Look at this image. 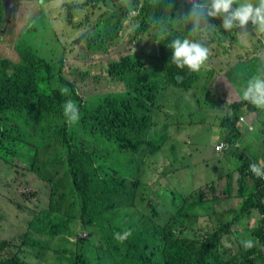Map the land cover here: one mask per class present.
I'll return each instance as SVG.
<instances>
[{
  "label": "trees",
  "instance_id": "1",
  "mask_svg": "<svg viewBox=\"0 0 264 264\" xmlns=\"http://www.w3.org/2000/svg\"><path fill=\"white\" fill-rule=\"evenodd\" d=\"M40 2L35 0L38 6ZM210 3L211 0H160L155 3L144 0L141 4L140 0H134L132 6H118L117 3L113 6L107 2V9L97 13L96 19L100 21L92 26L94 15L88 17L86 11L80 22L85 31L81 47L89 58L77 69H85V76H110L124 82L123 90L117 87L102 93L104 96L97 103H88L81 95L76 81L69 77L74 67L68 66L71 70L67 73L64 59L49 60L30 47H22L21 42L17 47L20 61L0 58V160L8 152L13 153V160L15 148L24 147L30 152L28 164L17 159L13 163L29 168L45 180L50 194L49 208L35 212L28 222L27 232L20 239L0 241V264H37L29 260V255L35 253L42 257L48 245L42 237H33V232L48 234L52 239L62 236L67 246H59L56 250L59 255H69L70 261L66 264H264V181L249 168L252 163L261 164L259 160L253 159L238 167L241 175L237 183L247 193L248 177H253L254 190L248 196L253 201L243 209L261 213L260 226L253 236L260 242V248L253 246L248 252L242 249L238 257L231 256L225 246L226 236L242 237L240 230L233 231L241 217L234 216L216 230H208L201 236L197 234L200 230L195 224L206 215L211 222L214 206L222 199L219 196L211 198L217 183L224 180L223 188L218 191L231 193L233 170L219 177L217 182L206 183L211 191L206 197L203 190L198 199L196 193L179 194L171 190L172 194H178L173 198L175 210L167 220L160 217L151 203V220L155 225L133 214L144 183L142 165H150L144 160L146 156H164L163 168L156 173L152 184L159 190L169 182L160 184L159 180L187 170V157L193 156L190 149L184 152L177 149V144H188L192 140L190 135L178 140L170 149H164L170 142L168 135L162 131L155 134L153 129L157 131L160 127L157 120L168 88L192 92L203 86V71L210 69L205 64L198 72H191L187 67L178 68L172 61V49L168 45L176 38H188L203 44L218 58L220 50L231 58L239 43L241 28L225 30L222 18L206 17ZM22 4L23 0H0L2 35L6 34ZM89 5L90 0L66 5L69 23H76V10H88ZM194 5L205 6L198 17L200 28L196 32H193L196 18L189 15ZM7 7L12 8L10 17ZM246 27L252 31L246 36L263 33L251 22ZM121 44L128 45V52L109 60L111 50ZM222 44L225 46L219 47ZM262 48L252 54L264 53ZM96 64L101 66L93 75L90 72ZM178 76L181 79L178 80ZM64 87L68 88L66 94L61 93ZM70 100L76 103L78 110L75 122L70 120L71 113L64 114V106ZM263 111L245 100L224 106L222 116L215 122L222 128V136L213 142V150L224 157L241 155L238 143L243 135L240 129L244 127V115ZM176 123L189 128L201 126V131L195 133L203 132L204 122ZM83 135L106 139V149L99 153L88 148L80 139ZM216 145L226 147L220 150ZM110 150L127 157L135 169L125 173L112 165ZM228 178L229 186H225ZM37 195V192L22 194L27 200ZM157 217L164 222L156 224ZM188 219L192 220V225ZM125 230H130L132 235L121 243L115 239V234ZM186 233L195 234V238H186ZM220 248L224 249L223 253L219 252Z\"/></svg>",
  "mask_w": 264,
  "mask_h": 264
},
{
  "label": "rangeland",
  "instance_id": "2",
  "mask_svg": "<svg viewBox=\"0 0 264 264\" xmlns=\"http://www.w3.org/2000/svg\"><path fill=\"white\" fill-rule=\"evenodd\" d=\"M80 0H41L40 5L35 3V0H23V4L19 7L16 15L12 17V22L9 24L6 34L2 35L0 32V58L7 57L11 60L20 61V53L17 49L21 42L22 47H30L37 51L39 55L49 59L59 61L64 59L67 64L68 70H71L68 66L74 67L69 77L76 81L77 87L81 95L86 98L88 103H97L104 96L102 93H108L114 91L117 87L123 90L124 82H120L117 78L110 76L92 77L85 76V69L78 70L77 68L82 66L81 62L89 58V54L81 47L84 41L83 26L80 24L81 20L87 11L88 17L94 15L91 22V26L100 21L97 18V13L102 9H107L105 4L114 6L115 3L120 6L126 4L132 6L134 0H90L89 9L82 11L76 10V23L73 25L69 23L65 12V6L68 4L79 3ZM144 0H140L143 4ZM150 2H160V0H150ZM242 0H238V3ZM254 4L258 3V0H252ZM233 5V8L238 6ZM118 11V7H117ZM42 13L40 16H38ZM135 15V14H133ZM132 15V16H133ZM111 17V14H109ZM121 24H123L121 22ZM127 24H131L128 21ZM90 26V27H91ZM258 28V26H257ZM253 30V29H252ZM264 33V31H262ZM252 33L251 29L245 27L239 34V43L236 45V52L243 58L249 57L250 63L253 66L250 68L256 69L257 66L253 62L252 51L257 50L261 46L264 49V35L259 33L257 36H246V34ZM202 36V35H201ZM198 36V38H201ZM160 40L161 37H154ZM202 39V38H201ZM253 42H252V41ZM77 42V45L75 44ZM225 44L220 45L223 47ZM128 52V45L121 44L119 48L112 49L111 54L108 56L109 60L118 59L120 55ZM220 58L215 62L213 68L208 66V69L203 71L204 77L202 84L192 92H184L181 90H175L171 87L168 88V92L163 99V107L159 111L158 125L160 126L157 131L153 129V133L162 131L169 137V143L165 145V148L170 149L172 145H176L177 141H181L186 136L190 135L192 140L189 141L188 146L183 149L177 146L178 151L184 152L188 149L193 152V156L187 157V170L179 171L173 176L171 174L166 175L165 178L159 180L160 184H165L163 190H159L155 183L156 173L163 168L162 157L146 156L145 161L149 164L142 165L143 172V186L139 191L137 197V208L133 211L136 216H141L142 221H146L151 225H155L151 220V203L156 207L163 220H167L171 213L175 210L174 195L171 190L179 192V194H194L196 193V199L199 198L201 190L204 192V196L210 195V190L206 188V183L217 182V177L223 172L230 171L235 161H222L220 165H217V161H213L212 154L209 150V143L211 138L216 135L222 128L215 129V122L219 116L222 115L224 107L218 99L217 103H213L209 100V96L216 91L218 81H216V71L222 67L225 63L227 54L222 50L219 51ZM234 54V52H233ZM257 57V56H256ZM259 64L262 63L260 59H257ZM238 66L232 74L226 76V80L232 83V75L240 74L242 71V61H239ZM101 65L96 64L91 70V74H97V68ZM248 66V65H247ZM246 74V73H242ZM262 74H264L262 72ZM113 75V74H112ZM264 78L263 75H255ZM254 76V77H255ZM212 77V78H211ZM211 80L209 81V79ZM220 81L224 82L225 78L222 75ZM209 81V82H208ZM230 83V86H231ZM240 92L239 88L237 89ZM200 103V104H199ZM174 106H177L176 108ZM177 110V111H176ZM244 136L242 139L243 147H247L254 153L264 152V111L261 114L245 113L244 115ZM256 119V123L254 120ZM204 120V121H203ZM176 121L186 124V122L203 123V132L200 135L196 134L197 125L193 128H189L185 125L181 126ZM255 123L253 127L252 124ZM198 128H202L201 126ZM160 137L162 135H159ZM85 145L102 153V149H106V139L102 137H93L83 135L80 138ZM220 150L223 149L222 145H216ZM29 148L33 149L32 146ZM54 153V152H51ZM16 156L12 160V152L4 154L0 160V241L1 240H14L20 239V237L27 232L28 222L35 215V212H39L42 209L49 208L50 194L47 182L41 179L35 172L29 168L22 166H16L13 161L18 160L28 164L27 160L30 159V152L22 146L15 148ZM44 158H46L44 156ZM12 160V161H11ZM109 160L112 165L118 168L120 171L129 173L135 167L131 164L129 159L122 154H117L114 150L109 151ZM219 168V172L217 168ZM153 170H152V169ZM241 174H238L240 176ZM233 179V174L231 175ZM238 178V177H237ZM248 192H243L240 183L236 182V186L231 185V193L226 194L223 191H218L219 188H223L224 180L222 183H217L215 192L212 197L219 196L223 200L219 202L217 206H214L212 215L214 216L210 221L206 218H201L195 224L196 228L200 231L197 232L198 236L206 233L208 230L217 229L220 225L226 222H230L236 216V219L241 217L239 221H236V227L241 231L242 237L238 236L226 237L225 246H228L232 252L231 256L234 257L240 252L239 249L244 245L246 240H252L253 245L260 248V242L256 238L247 236L248 227L242 226V224H248L251 219L249 212L243 208L245 205L251 203L248 196L252 195L253 184L252 176L248 177ZM229 178L226 181L225 186L228 184ZM251 181V183H250ZM255 185V184H254ZM24 192H37V197L25 199L22 194ZM240 199H242L240 213L238 214L237 208L240 207ZM195 199L190 201V205H193ZM207 200V198H205ZM255 211V210H253ZM230 212V213H229ZM160 217L156 218V224L164 222ZM246 219V220H245ZM190 225L193 224L192 220L188 219ZM186 238L193 239L195 234L186 233ZM33 237H42L45 243L48 245V251L42 257L37 256L35 253L29 255V260L37 264H66L69 263V255H59V251L56 250L59 246H67V242L62 236L52 239L48 237V234H36L33 232ZM232 238L238 241L230 240ZM239 243L238 250H233L231 245ZM224 249L220 248V253H223ZM238 252V253H237Z\"/></svg>",
  "mask_w": 264,
  "mask_h": 264
},
{
  "label": "clouds",
  "instance_id": "3",
  "mask_svg": "<svg viewBox=\"0 0 264 264\" xmlns=\"http://www.w3.org/2000/svg\"><path fill=\"white\" fill-rule=\"evenodd\" d=\"M237 3L238 0H211L210 6L207 7L206 17L222 18V27L225 30H231L234 27L243 29L251 22L253 25H257L259 30L264 31V0H258L257 4H254L252 0H243V2L238 3L237 7L233 8V5ZM197 9H200V11H197ZM204 9V5H194L192 12L189 14L196 18L193 32L200 28L198 17ZM168 47L172 49L173 63L180 69L187 67L191 72L200 71L210 56L209 48L188 38H176L172 40ZM177 79L179 80L181 77L178 76ZM67 92V87L61 88L62 94ZM242 99L257 108L264 109V78L252 77L243 90ZM69 113L72 114L70 120L75 122L78 118V110L76 103L71 100L64 106V114L67 116ZM249 168L257 177H264V162L259 165L252 163ZM131 235L130 230H125L122 234L116 233L115 239L122 243ZM253 246V241L250 239L244 242L245 249H251Z\"/></svg>",
  "mask_w": 264,
  "mask_h": 264
},
{
  "label": "crops",
  "instance_id": "4",
  "mask_svg": "<svg viewBox=\"0 0 264 264\" xmlns=\"http://www.w3.org/2000/svg\"><path fill=\"white\" fill-rule=\"evenodd\" d=\"M242 2H243V0H242ZM210 55L211 56H210V58L208 59V61L206 63H207V65L210 68H213L214 65H215V62L220 58L221 54H219V58L214 53H210ZM252 55H254L253 62L257 66L256 69H252V70H250V68L253 66V64L249 62L252 57L250 59L242 58L236 52V49H235L234 54L231 55V58H229L227 56L226 62L223 63L222 67L216 71V81H218V83H217V86H216V88H217L216 91L213 92L212 95L209 96V99L211 101L217 102V99H220V103L219 104L222 107L227 106V105L232 104V103H235V101H241V100H243L242 99L243 90L247 87L248 81L252 77H254L255 75H263V77H264V74H262V72L264 73V53H262V54L255 53V54H252ZM257 59H260V61H262V63L259 64ZM239 61L243 62V64L241 65L242 66V71L241 72L242 73H246V74H243V75H242V73H241V75L240 74H233L232 75V83H231V82L226 80V76L228 74H232L233 71L238 66H240ZM222 75H224V78H225L224 82L220 81L221 79H223ZM211 78H210V80H211ZM230 83H231V86H230ZM238 88H239L240 92H238V90H237ZM252 114H259V113H252ZM254 122L256 123V119L254 120ZM255 123L252 124L253 127L255 126ZM218 128L219 127H217V124L215 123V129H218ZM200 131H201V128H197L196 132H200ZM240 131L243 132V135H242V137H240L238 146H240L239 150H240V152H242V154L238 155L237 158H235L233 156L224 157L222 154H217L213 150V148H212L213 142L215 141V143H216L221 138L222 130L218 131V133H216V135L212 136V138H211L212 141H211V143L209 145L213 161L216 160L217 161V163H216L217 165H220L222 163V161H235V165L231 169V170H233V173H232L233 174V179H232L233 186H236L237 177H238V174H240V172L237 171L239 166H242L245 162L251 163L253 159L254 160H259L260 163L264 162V152L254 153L251 150H249L247 147H243L242 139H243V136H244V128H241ZM188 144L181 143V144H177V146L183 149L185 146H188ZM161 157H162V161L161 162L163 163L164 156L161 155ZM217 171L219 172V168H217ZM229 173H230V171L223 172L222 174H220L217 177V179L219 177H225ZM252 182H253V179H252ZM250 183H251V181H250ZM251 188L254 190V182H253V184H251ZM222 200L223 199H221L220 201H222ZM239 201H240V207L237 208L238 214L240 213V209H241V205H242L241 203H243L242 199H240ZM249 215L251 217V219H249L250 222L248 224H242V226L248 227L247 228V230H248L247 236L253 238L254 230L260 226L261 213L256 210L253 213L249 212ZM213 217L214 216L211 215V218L209 220H212ZM205 218H208V215H206ZM237 229L238 228H234L233 231H235ZM226 237H233V236L227 235ZM230 240L237 241V239H235V238H232ZM226 247L229 248L228 246H226ZM231 247H233V250H238L239 243L237 242L234 245H231ZM242 249H245L244 245L239 249L238 252H241ZM228 250L232 252V250L230 248ZM245 251L248 252V251H250V249H245ZM234 257H238V255H236Z\"/></svg>",
  "mask_w": 264,
  "mask_h": 264
},
{
  "label": "water",
  "instance_id": "5",
  "mask_svg": "<svg viewBox=\"0 0 264 264\" xmlns=\"http://www.w3.org/2000/svg\"><path fill=\"white\" fill-rule=\"evenodd\" d=\"M7 14H8V17H10L12 15V8L10 7H7ZM77 44V42H75Z\"/></svg>",
  "mask_w": 264,
  "mask_h": 264
},
{
  "label": "built area",
  "instance_id": "6",
  "mask_svg": "<svg viewBox=\"0 0 264 264\" xmlns=\"http://www.w3.org/2000/svg\"><path fill=\"white\" fill-rule=\"evenodd\" d=\"M225 147H226V146H224L223 149H224ZM223 149H222V150H223ZM261 178H262L263 181H264V177H261ZM263 189H264V184H263ZM263 199H264V196H263Z\"/></svg>",
  "mask_w": 264,
  "mask_h": 264
}]
</instances>
